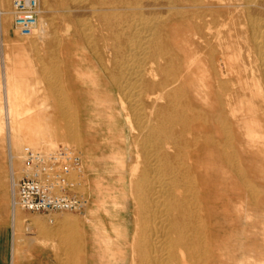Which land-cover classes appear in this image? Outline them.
<instances>
[{"label": "bare ground", "instance_id": "1", "mask_svg": "<svg viewBox=\"0 0 264 264\" xmlns=\"http://www.w3.org/2000/svg\"><path fill=\"white\" fill-rule=\"evenodd\" d=\"M56 1L65 26L51 33L42 14L37 67L6 52L5 101L18 105L23 88L30 101L34 84L55 135L77 145L82 90L66 75L87 58L129 140L121 173L135 176L134 264H264V18L250 15L261 0H92L79 30L74 5L87 0ZM12 119L10 146L24 128Z\"/></svg>", "mask_w": 264, "mask_h": 264}, {"label": "rangeland", "instance_id": "2", "mask_svg": "<svg viewBox=\"0 0 264 264\" xmlns=\"http://www.w3.org/2000/svg\"><path fill=\"white\" fill-rule=\"evenodd\" d=\"M87 2L77 5L72 3L75 7L77 6L73 11V16L75 18L74 28L78 30L82 22L80 19L87 17V15L88 17L93 16L91 9L97 7L92 0H87ZM263 2L264 0H261L263 8L261 10L259 9V11H253L250 15L255 16L257 14L258 17L262 16L261 18H264ZM91 3L95 6L91 5ZM66 8V6H62L56 0H41L43 13L41 12L40 18L43 14V18L47 23L45 27L51 33L57 30L58 33H61L60 29H64L65 25L61 19L62 16L67 14ZM57 9H59V12H56ZM78 9L80 10L77 11ZM10 10H12L11 0H0V104L2 108H5L6 112L2 109L3 113L1 117H3L4 122L8 120L3 130L0 129V215L3 216L4 228L9 231V262L11 264L13 258L12 248L16 246L18 250L16 251L14 260L18 258V264H69L67 259L68 252L71 250L70 238L74 235L79 240V237L83 233L82 230H84L86 242L89 246L88 264H101L100 256L103 255L104 251L110 252L117 249L122 244L124 231L128 227L131 229L133 224L129 264H134V235L137 216L135 202L133 201V198L135 200L136 197V190L134 189L135 176H132L133 174L131 173V175L125 173V180L120 178L121 171L118 162L122 155L117 153L120 151L118 147L122 142L117 125L115 127L112 124H108L105 118H103L104 113L97 112L94 115L93 124L87 130L89 132L81 136L78 139V145L74 146H67L62 141L54 143L51 147L39 146V144L32 145L28 141L30 136L27 134L12 141L10 146L9 138L5 136V130L9 128L8 122L13 120L12 118L14 120L16 118L22 120L27 118L29 113L35 115L37 111V100L35 97H38V95L33 83L37 82L38 80L35 78L39 79V77H37L38 75L35 73V69L30 73L27 69L33 66L37 67L38 55L39 53L42 54L44 49V46L39 45L31 36L20 35L15 29L13 16L9 14ZM57 14H59V17ZM50 19L52 20L50 21ZM41 23L42 21L40 19L39 26ZM39 26L38 28H40ZM75 44V48L80 50L81 41H76ZM19 50L22 53L21 56L27 68L25 76L33 84L27 90L31 91L29 95L31 102L27 101V95L25 96L23 92L26 89L23 88V94L20 99L22 102L20 101L21 103L19 102L18 105L11 103L9 105L5 101V90L2 89L4 88L2 86L4 80L3 66L7 62L6 52L8 51L14 56L19 53ZM76 61L77 64L66 75L67 78H74L75 70L83 68L89 70L92 82L97 84V81L93 79V69L91 68L90 61L85 57H80V54L77 56ZM99 87H101L98 89L102 90L103 98L105 99L106 91L100 84ZM105 104L110 107L106 102ZM7 107L10 110H7ZM12 112L14 115L18 114V117L10 115ZM112 112L117 120L116 113L113 109ZM98 116H101L100 120ZM34 120L38 119L35 117ZM108 125L114 129L110 133L107 128ZM11 147L12 153L14 154L13 166L11 165ZM62 148H69L70 151H73L79 157V170L75 169L76 171L74 170L70 177V181L75 183V185L71 183L65 192L69 195H77L84 199V207L77 211L32 212L24 210L15 204L14 200L17 194L19 180L32 172V169L25 162L27 151L46 153ZM124 151L126 152V149ZM12 167L16 170V185L14 187L12 186ZM130 181L131 183H129ZM66 216H72L70 218L82 221L83 227L74 230L76 234L71 233V229L63 223H60L65 220ZM51 221H53V224ZM39 226L43 227L45 233L38 229ZM110 264H117V261L111 259Z\"/></svg>", "mask_w": 264, "mask_h": 264}, {"label": "crops", "instance_id": "3", "mask_svg": "<svg viewBox=\"0 0 264 264\" xmlns=\"http://www.w3.org/2000/svg\"><path fill=\"white\" fill-rule=\"evenodd\" d=\"M74 76H77L78 78L76 80L74 79L73 81L74 82L73 90L77 88H80L82 90L80 91V93L78 92L79 96L77 94L78 98L80 99V108L78 111L79 122L78 124H76V128L74 130V136H75V137L73 136L74 140L76 141V143H78V139L81 136H84L86 132H89L87 130H89L90 125L93 124L94 122V115L97 112H103L104 113L103 118H105L107 123L112 124L113 126L117 125V128H119L120 131L119 135L122 144H120V146L118 147L120 151L117 154L122 155L121 159L118 162V166L120 168V171H122L123 173V171H125L126 167L132 161V155L129 147V140L126 139L125 130L119 123H117V120L112 112V108L106 106L105 102L103 101L104 99L103 92L102 90L98 89L101 87H99V83L95 84L94 82H92V79L90 78L89 75V70L83 68H81L80 70L76 69ZM80 76H82V78H80ZM38 108L39 107H37V111L35 115H33V113H29L27 118L22 119L23 121L22 126L24 128L20 133L19 138L27 134L30 136V139L28 140L30 144L32 145L39 144V146L51 147L54 143H58L60 141L59 137L55 135V131H54V127L56 126V124L54 123L53 120L55 117L51 109L41 110ZM35 117L38 120H34ZM100 118L101 116L100 117L98 116L99 120ZM109 126L110 125H108L107 128L110 133L114 129L113 127H109ZM125 149L126 152L124 151ZM122 173L120 174V178L125 180V178H123ZM51 223L53 224V221H51ZM60 223L66 225L69 229H71V233L74 234H76L74 231L76 228L83 227L82 221H80L79 219H75L74 225L70 224L69 221L66 220ZM132 228H133V224L131 226V229L130 227L126 228L123 234L122 244L118 246L117 249L112 250L110 252L104 251L103 255L100 256L101 264H110L111 259L117 261V264H129ZM38 229L42 230L45 233V230L43 229L42 226H39ZM82 232L83 233L79 237V240H77V238L75 239L76 251H74V249L70 247L71 250L68 252V259H67L69 264H88L89 246L86 242V235L84 230H82ZM12 252H13V248H12ZM9 254H10L9 231L6 228H4L3 216L0 215V264H10ZM74 255L76 259L74 258ZM11 264H18V258L17 260H14L13 257L11 260Z\"/></svg>", "mask_w": 264, "mask_h": 264}, {"label": "built area", "instance_id": "4", "mask_svg": "<svg viewBox=\"0 0 264 264\" xmlns=\"http://www.w3.org/2000/svg\"><path fill=\"white\" fill-rule=\"evenodd\" d=\"M11 3L15 29L22 36H31L39 26L41 0ZM25 162L32 172L19 180L15 204L32 212L77 211L84 207V199L65 192L71 185L72 171L79 170V157L69 148L46 153L27 151Z\"/></svg>", "mask_w": 264, "mask_h": 264}]
</instances>
